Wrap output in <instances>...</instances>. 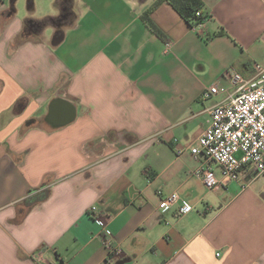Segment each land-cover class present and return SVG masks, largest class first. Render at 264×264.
<instances>
[{
	"label": "crops",
	"instance_id": "obj_1",
	"mask_svg": "<svg viewBox=\"0 0 264 264\" xmlns=\"http://www.w3.org/2000/svg\"><path fill=\"white\" fill-rule=\"evenodd\" d=\"M158 1L0 0V264H264V175L210 191L190 151L264 69V0H201L203 34Z\"/></svg>",
	"mask_w": 264,
	"mask_h": 264
},
{
	"label": "built area",
	"instance_id": "obj_2",
	"mask_svg": "<svg viewBox=\"0 0 264 264\" xmlns=\"http://www.w3.org/2000/svg\"><path fill=\"white\" fill-rule=\"evenodd\" d=\"M196 17L198 20L192 28L203 34L208 17L202 10L196 13ZM257 71L251 80L233 70L225 72L224 77L232 81L235 93L212 109L208 128L198 144L190 149L194 158L200 161L199 168L192 174L200 177L210 191L225 184L219 180L213 166L222 170L227 183L246 178L251 170L257 173V177L264 175V69L257 66ZM221 92L218 86H214L205 92L203 98L209 99ZM176 153L181 156L184 151L177 149ZM179 199L178 194H172L162 201L160 208H169ZM190 210L184 206L178 215L184 216ZM88 214L106 231L107 225L97 206H93ZM105 245L110 256L120 253L114 250L110 241L105 240ZM33 258L37 262L43 260L39 253Z\"/></svg>",
	"mask_w": 264,
	"mask_h": 264
},
{
	"label": "trees",
	"instance_id": "obj_3",
	"mask_svg": "<svg viewBox=\"0 0 264 264\" xmlns=\"http://www.w3.org/2000/svg\"><path fill=\"white\" fill-rule=\"evenodd\" d=\"M163 3H168L172 5L184 18V20L188 22L191 26L194 24L196 20H198V18L196 17V13L202 10V6H203L201 0H159L155 6H158ZM12 11L15 12L14 8L12 9ZM145 19L148 22L152 31H154L157 35L163 37L161 31L151 23L149 19V15H146ZM34 193H38V196H40L38 202H42L48 197L49 190L46 189L43 192H41V190L32 191L30 194H34ZM31 201L33 202L36 200L32 199Z\"/></svg>",
	"mask_w": 264,
	"mask_h": 264
},
{
	"label": "rangeland",
	"instance_id": "obj_4",
	"mask_svg": "<svg viewBox=\"0 0 264 264\" xmlns=\"http://www.w3.org/2000/svg\"><path fill=\"white\" fill-rule=\"evenodd\" d=\"M233 93V92H232Z\"/></svg>",
	"mask_w": 264,
	"mask_h": 264
}]
</instances>
